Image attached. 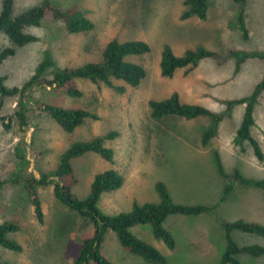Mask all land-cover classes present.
<instances>
[{
    "label": "rangeland",
    "instance_id": "rangeland-1",
    "mask_svg": "<svg viewBox=\"0 0 264 264\" xmlns=\"http://www.w3.org/2000/svg\"><path fill=\"white\" fill-rule=\"evenodd\" d=\"M41 1L14 0L13 17ZM47 1L62 11L79 10L93 24V29L71 34L62 21L49 18L43 19L38 27L25 28L24 32L35 36L37 41L17 48L15 55L1 64L0 77L4 78L6 88H20L46 54L59 69L100 62L111 40H141L149 45L148 54L126 59L143 66L146 76L136 88L114 81L115 86L124 87L123 93L102 83L79 79L76 83L82 93L80 98L68 97L62 89L54 87L33 88L28 94L32 102L81 108L97 115V120H86L70 134L34 108L27 111L25 130H19L15 117L9 130L0 125V223L18 226L7 238L22 247L21 252H14L0 245V264H73L83 240L93 234L92 225L55 199L53 185L37 188L43 213L40 222L24 183L27 178L56 170L61 155L71 144L95 137L104 138V147L113 150L114 164L93 153L72 160L77 183L70 188L71 195L85 199L94 175L113 168L123 177V183L99 199L98 208L106 216L128 213L134 205L158 204L155 190L158 182L166 186L175 204L214 206V213L166 218L163 227L175 240L173 250L153 237L149 225L134 226L130 232L161 252L166 264H219L226 247L222 221L264 225V194L261 211L253 208L258 204L255 194L243 196V203L236 196L241 191L264 193V189L237 184L236 193L222 200L226 181L217 173L214 159L216 152L228 175L237 171L245 179H264V91L255 105L251 129L263 153L262 161L254 157L246 141L241 146L235 144L245 105L235 104L228 109L225 103L249 96L264 76V59L247 60L234 75V59L225 58L230 49L264 52V0H247L244 6L231 0H208L205 20L182 19L185 0ZM1 5L2 0L0 10ZM241 8L249 32L247 40L242 39L233 24ZM165 45L176 56L202 47L221 54L222 58L204 59L196 67L178 69L167 79L160 75L159 67ZM11 46L7 36L0 33V51ZM172 92L178 94L183 104L199 105L222 115L207 145L201 144L202 133L211 124L207 117L192 120L150 117L148 102L164 100ZM17 103V97L4 99L0 114L13 116ZM109 133L117 136L105 139ZM18 147L27 161L25 166L17 155ZM231 238L241 247L264 248V236L234 230ZM101 253L112 264H149L124 251L111 231L104 235ZM236 259L241 264H264V254L254 258L243 253Z\"/></svg>",
    "mask_w": 264,
    "mask_h": 264
},
{
    "label": "trees",
    "instance_id": "trees-1",
    "mask_svg": "<svg viewBox=\"0 0 264 264\" xmlns=\"http://www.w3.org/2000/svg\"><path fill=\"white\" fill-rule=\"evenodd\" d=\"M231 1L240 6H244L247 0ZM208 2V0H185V10L181 18L189 19L196 17L200 20H205L208 11ZM13 3L14 0H2L0 33H4L7 36L12 46L0 51V66L6 59L15 55L17 48L37 41L35 36L26 34L24 29L27 27H38L45 18L62 21L67 32L71 34L88 32L93 29V24L75 8L62 11L50 4L49 1L43 0L37 6L29 8L17 17H13ZM233 24L241 34L242 39L247 40L249 38V32L246 27L243 8L238 11ZM149 52V45L141 40L124 42L111 40L105 46L100 62L87 63L82 67L72 69L55 68L52 59L46 54L35 67L29 80L20 88H6L4 86V78L0 77V111L4 99L14 97L18 99L17 109L14 111L13 116L4 117L0 114V125L5 130H9L11 128L12 117H15L19 130L23 131L28 125L27 111L34 108L38 113L48 115L64 132L70 134L86 120H97V115L81 108H63L43 102H32L29 99V92L33 88L54 87L62 89L68 97L80 98L82 93L76 81L82 79L92 83H102L117 93H123L124 87L115 86L114 81H120L130 87L136 88L146 76L144 67L129 62L126 60L127 57H140ZM207 58L220 60L222 56L202 47L187 50L183 55L176 56L171 48L165 45L159 63L160 75L163 78L170 79L178 69L196 67L200 61ZM225 58L234 59V75H236L241 65L247 60L264 59V52H247L230 49L225 54ZM263 91L264 76L254 86L249 96L225 102L228 109L235 104L245 105L243 120L237 130L235 144L241 146L246 141L251 146L254 157L259 161L263 160V153L258 142L252 137L251 129L254 125V108ZM148 105L150 108V117L155 120H160L165 117H176L185 120H192L197 117L211 119L210 126L202 133L201 144L203 146L207 145L214 136L217 125L222 120L221 114H215L202 106L181 103L176 92H172L164 100H150ZM116 136V133H109L105 139L110 140ZM103 141L104 138L95 137L89 141L75 142L61 155L56 170L48 174H42L38 178L31 177L25 180L24 187L34 207L36 218L40 222L43 219L37 188L53 185L55 199L68 209L76 212L82 218L88 220L93 227L92 236L83 240L82 247L73 264H112L101 253V244L107 231L115 234L124 251L140 257L149 264H166V257L161 252L134 236L130 232V229L137 225H149L153 237L160 240L167 249L173 250L175 248V240L172 234L163 227V222L166 218L172 215L196 216L202 213H214L215 207L175 204L166 186L158 182L155 184V190L159 196L158 204L145 203L143 205H134L133 209L128 213L106 216L98 208L99 199L104 193H110L119 189L123 183V177L113 168L96 173L90 186L89 195L83 200H78L70 193V188L77 183L71 161L87 153H93L108 164L113 165V150L104 147ZM17 155L21 165L25 166L27 161L23 156L22 148H17ZM214 159L217 173L226 181L222 200H225L232 193L235 184L264 189V179L256 181L245 179L237 171L228 175L224 172L220 158L216 152L214 153ZM221 224L224 229L226 247L219 264H241L236 259V256L243 253L254 258L264 254V248L261 246L241 247L231 238V232L234 230L246 234L264 236V225L247 223L242 220H237L232 223L222 221ZM17 230L18 226L14 223H0V245L7 250L21 252L22 247L15 241L7 238L8 233Z\"/></svg>",
    "mask_w": 264,
    "mask_h": 264
},
{
    "label": "crops",
    "instance_id": "crops-1",
    "mask_svg": "<svg viewBox=\"0 0 264 264\" xmlns=\"http://www.w3.org/2000/svg\"><path fill=\"white\" fill-rule=\"evenodd\" d=\"M237 184H235L234 185V188H233V191H232V193L231 194H235L236 193V186ZM257 189V188H256ZM259 190V189H258ZM246 191H241L238 195H236V196H238V198H239V202L240 203H243L245 200L243 199V196H252V195H254L255 194V196L257 197V205H256V207H253L255 210L257 209V210H259V211H261V207H262V205H263V203H262V201H261V197H262V194H264V193H262L263 191H256V193H258L259 195H257L255 192L253 193V192H251V191H248V193H245ZM245 193V194H244Z\"/></svg>",
    "mask_w": 264,
    "mask_h": 264
}]
</instances>
